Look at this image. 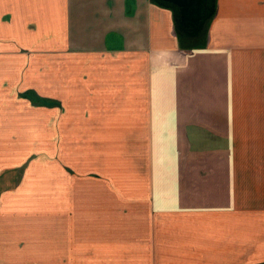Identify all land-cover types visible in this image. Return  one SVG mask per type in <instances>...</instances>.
Returning <instances> with one entry per match:
<instances>
[{
	"label": "crops",
	"instance_id": "crops-1",
	"mask_svg": "<svg viewBox=\"0 0 264 264\" xmlns=\"http://www.w3.org/2000/svg\"><path fill=\"white\" fill-rule=\"evenodd\" d=\"M0 264H264V0H0Z\"/></svg>",
	"mask_w": 264,
	"mask_h": 264
},
{
	"label": "trees",
	"instance_id": "trees-1",
	"mask_svg": "<svg viewBox=\"0 0 264 264\" xmlns=\"http://www.w3.org/2000/svg\"><path fill=\"white\" fill-rule=\"evenodd\" d=\"M172 11L178 36L198 42L216 15L218 0H151Z\"/></svg>",
	"mask_w": 264,
	"mask_h": 264
},
{
	"label": "rangeland",
	"instance_id": "rangeland-1",
	"mask_svg": "<svg viewBox=\"0 0 264 264\" xmlns=\"http://www.w3.org/2000/svg\"><path fill=\"white\" fill-rule=\"evenodd\" d=\"M82 143H83V141H82ZM81 143V144H82ZM124 159H126V160H129V155H124ZM116 171V169H114V172ZM126 173V171H124V174ZM105 177H106V179L108 180V182L110 181V180H112L113 178H112V176H111V174H110V170L109 169H107L106 168V170H105ZM124 177H127V176H124ZM128 179H129V176L127 177ZM108 195H109V193H108Z\"/></svg>",
	"mask_w": 264,
	"mask_h": 264
}]
</instances>
